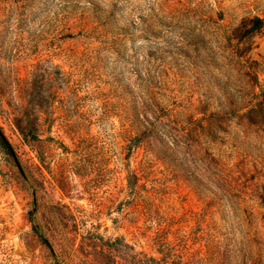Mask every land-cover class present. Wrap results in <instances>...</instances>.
Returning <instances> with one entry per match:
<instances>
[{"label":"rangeland","instance_id":"1","mask_svg":"<svg viewBox=\"0 0 264 264\" xmlns=\"http://www.w3.org/2000/svg\"><path fill=\"white\" fill-rule=\"evenodd\" d=\"M0 134V264H264V0H0Z\"/></svg>","mask_w":264,"mask_h":264},{"label":"trees","instance_id":"2","mask_svg":"<svg viewBox=\"0 0 264 264\" xmlns=\"http://www.w3.org/2000/svg\"><path fill=\"white\" fill-rule=\"evenodd\" d=\"M252 23V31H257L261 28L262 26V20L259 18H254L251 20ZM0 142L2 144L3 147L8 148L9 149V144L8 142L5 140V138L0 137Z\"/></svg>","mask_w":264,"mask_h":264},{"label":"water","instance_id":"3","mask_svg":"<svg viewBox=\"0 0 264 264\" xmlns=\"http://www.w3.org/2000/svg\"><path fill=\"white\" fill-rule=\"evenodd\" d=\"M0 137H2L1 134H0Z\"/></svg>","mask_w":264,"mask_h":264}]
</instances>
